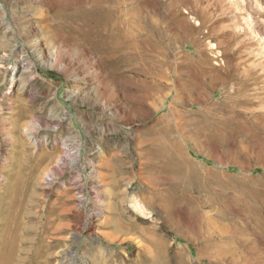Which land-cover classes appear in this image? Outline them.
Wrapping results in <instances>:
<instances>
[{"label":"rangeland","instance_id":"rangeland-1","mask_svg":"<svg viewBox=\"0 0 264 264\" xmlns=\"http://www.w3.org/2000/svg\"><path fill=\"white\" fill-rule=\"evenodd\" d=\"M6 170L64 225L40 264H233L205 248L230 225L236 264H264V0H0V191Z\"/></svg>","mask_w":264,"mask_h":264},{"label":"bare ground","instance_id":"bare-ground-1","mask_svg":"<svg viewBox=\"0 0 264 264\" xmlns=\"http://www.w3.org/2000/svg\"><path fill=\"white\" fill-rule=\"evenodd\" d=\"M109 17H107V18H109ZM155 39H156V35H155ZM153 40H154V38H153ZM154 42H155V40H154ZM155 46H157V45H155ZM152 47L154 49L153 54H154V52L158 53L159 48H157V47L155 48L154 44L152 45ZM150 53H152V51ZM150 53H148V54H150ZM155 56L157 57V55H155ZM148 57L149 56L147 55V58ZM88 58L90 59L89 61L92 60L93 63H96V61H94L92 58H90V55L88 56ZM147 62H149L148 65H149L150 72L157 74L160 77V80L164 81V78H163V71L164 70H162V67L164 65L163 62L162 63L158 62L155 59H152V60L147 61ZM185 72H187V71H185ZM146 74L151 75L149 72H146ZM245 78H246V76H245ZM163 81H160L159 83H164ZM17 114H19L18 115V120H19V118L21 117L20 116L21 112H19ZM16 119H17V117H16ZM15 122H16V120H15ZM14 128H17V125ZM8 129L10 130V128H8ZM166 129H163V131H160L158 134L164 133L166 131ZM157 141H158V139H157ZM175 149H176V156L174 154ZM181 152H182V149L180 146V142H170V141H168V139H166V140H163V142L160 144V146L157 150L156 156H155L156 162H155L153 168H154V170H173L172 175H170V176L164 175L163 177H161L162 181H165L169 178L173 179V177L175 179L176 175L179 173V170H184L183 167L178 162V156L181 154ZM20 153L23 154V152L20 150V152L18 154V159L22 158V156H23V155H20ZM59 160L60 159H58L57 161H59ZM176 170H178V171H176ZM188 170H192V169H188ZM19 172H20V170H6L5 176L3 177L6 185L4 186V189L2 191H0V264H40V262L44 256H45V259H43L42 261H44V263H45V260L48 258V256L52 254L51 251H53L52 250L53 247L51 245H49L47 247V248H49V250H47L46 247H44V246H46L47 243L42 244L44 241V238L39 242V244L43 245L45 250L44 249L43 250L42 249L33 250V247H30V246H31V244H33V241H38L37 236L39 235V233H43L45 235V233L50 232L49 234L54 235L57 232H61V230L64 228V225L62 223L56 224V222H54V224L53 223L51 224V221L46 220L43 224L44 229L40 230L41 225L38 223H42V222L39 220H33L31 217L32 215L30 213V210L27 207L28 205H25L22 202V195L23 194L21 195L20 193L22 192V189H23V187H22L23 175ZM176 172H178V173H176ZM35 173H36V170H34L32 172V174H35ZM98 176H99V174H98ZM201 189H203V188H201ZM245 190H247V188H245ZM168 198L169 197H166L164 201L166 202V199H168ZM209 202H210L209 200H206L205 202H202V203L204 205H206ZM160 205H161V203H160ZM161 206L162 207H160V208H162L166 212L165 215L167 216V222L173 224V227H174L176 224V219L172 214L170 215V206L167 205L166 203L161 205ZM201 206L200 207H199V205L196 206V211L198 212V215L196 216L197 217L196 218L197 219L196 225L198 227L197 230H199V232H202L203 230H205L204 229L205 226L212 227V224H213V221L210 220L207 217V215L203 213ZM60 211H61V213H63L66 211V208H62ZM49 213H52V212L50 211ZM32 214H33V212H32ZM48 217L50 218L51 215H48ZM36 218H39V217L35 216L34 219H36ZM28 219L32 220V221H29ZM108 224L116 226L115 228L121 229L120 228L121 226H119L115 222L109 221ZM238 227L239 226H236V225L235 226L230 225L228 227L229 229H224L225 230V232L223 231V233H225L224 237H220L219 240L217 239L218 240L217 242L216 241H212V242L210 241L208 243V245L205 247L206 250L209 251V253L214 255L216 260L222 261L223 259H225L227 256L230 255L231 263H233V264L238 263L237 258L235 259L232 256V252H231L232 242L233 241L235 242L234 238H236V243H238L239 245H243V243H244L243 241L246 242V238L243 239V237L246 236V233H247L246 230H244L242 228L238 229ZM122 229H124V228L122 227ZM30 234H32V235H30ZM142 236H143V238H146L147 240L148 239L152 240V237L146 236L145 232L142 234ZM236 236L238 237V239ZM248 249H250V252L252 251V249L250 247H248ZM243 261H245V262H243L244 264H247L246 259ZM247 261H248V259H247ZM158 263H159V260L157 259V264ZM251 263H252V261H251Z\"/></svg>","mask_w":264,"mask_h":264}]
</instances>
